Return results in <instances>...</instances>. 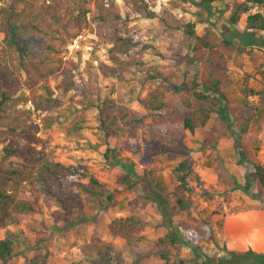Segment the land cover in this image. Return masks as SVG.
<instances>
[{
	"label": "trees",
	"instance_id": "1",
	"mask_svg": "<svg viewBox=\"0 0 264 264\" xmlns=\"http://www.w3.org/2000/svg\"><path fill=\"white\" fill-rule=\"evenodd\" d=\"M125 1L132 8L126 16L117 9L115 0H52L41 5L39 8L41 14L33 21H16L15 9L0 7L2 15L0 30L4 33L3 43L6 46V54L11 59L9 62L6 60L0 63V136L3 133L15 134L21 131L31 138V142L38 144H22L19 139H9L8 135L2 137L9 142L3 148L4 154L0 161V227L18 225L26 219H34L36 215L44 214L46 205L63 203L66 209L73 212V207L64 202L63 194L74 193L76 201L86 198L93 203L91 205L96 210L107 209L109 206L125 207L130 202L131 205L152 212L153 219H160L168 226V232L160 235L153 245L157 247L155 257L162 259L166 264H174L171 262V247H178L183 242L193 246V257L196 258L191 260L194 264H264L249 260L253 255L263 254L251 249L245 252L232 250L230 257L209 258L198 255L201 241L214 239L212 225L207 219H201L197 223V228H186L183 237L179 234L172 218L178 210L187 209L184 197L190 198L189 194L196 186L193 185L192 180L196 177V173H199L194 169L193 159L187 154V156L184 154L171 170L175 205L170 212L166 210L169 200L165 193L166 186L157 179V173L161 170L164 159H175L178 154L185 153L183 150L186 151V148L181 141L186 133L202 130L214 136L212 132L216 127H213L214 129L209 127L213 113L218 112L217 116L224 121L227 119L223 112H227L228 105L220 101L227 97L225 87L228 83L224 82L227 74L223 73L219 81L213 80L208 83L210 85H207V79L203 78L202 83L207 85L204 87L206 91L195 90L194 98L184 101L187 107L185 110L179 106L172 107L168 102L170 89L162 81L166 78L168 80V77L159 67H152V74L150 72L152 83L147 87L141 86L146 92L144 96L140 93L138 99L142 110L127 105L130 99L118 100L109 93H103L105 88L100 82L101 76L118 78L120 82H124L125 74L133 72L135 65L141 66L145 63L141 56L157 46L146 42L137 33L138 29L131 25L134 19H152L160 16L161 10L156 11L152 8L157 0ZM186 1L195 2V0ZM224 1L227 2L200 0L198 4L202 7L204 5L212 14L214 5ZM89 2L94 3V10L86 7ZM228 8H232L230 25L238 28L243 19L246 26L244 31H237L230 38L219 37L213 29H207L204 36H199L194 30L196 23L193 22L185 26L179 25L180 28H185V32L191 38L188 44L189 50H192L189 60H205L206 54L210 51L217 53L223 49L229 52L228 55L233 52L242 55L246 52L247 45L264 46V39L258 35V30H264V14L261 11L262 8L264 9V0H234L232 5L225 4V9ZM254 8H257V11L251 13ZM164 10L165 6H162V13ZM88 13H90L89 19ZM33 15L35 13H32ZM165 18L166 12L160 19L165 20ZM41 25H44L46 30L41 28ZM84 28H89L99 36L90 49L92 60L82 65L80 63L82 51L78 50V61L74 59L64 61L59 58V64L51 67L49 64L53 61L56 47L54 40L56 38L64 40L67 34H71L74 38L80 35ZM39 31L41 35L38 34ZM166 36L164 37L163 34V38ZM234 37L237 42L233 41ZM100 48H104L107 62L94 63L93 60L99 56L97 51ZM224 54L221 52L220 55ZM204 64L208 66L209 63H203V67ZM38 67L41 71L37 69ZM22 69L28 71L24 76L20 73ZM202 69L200 67V71H203ZM258 73V78L263 83L262 90L256 91L249 87V76L244 79L246 96H248L247 92L263 95L257 104L246 106L247 102H245L243 109L246 114L241 132L248 130L252 118L260 122L264 118V63ZM51 75L55 76L54 86L60 95L65 96L72 92L71 96H79L76 99L77 106L70 105L68 113L55 109L61 101L57 100L58 97L52 96L53 88L49 84ZM42 80L45 81L41 86L43 90L37 93L34 85ZM192 80L194 85L201 84L197 82L198 75ZM23 83L29 88L30 94L26 95L22 92L17 96L18 87ZM186 86L187 83L180 85L178 83L173 88L182 90ZM27 100L32 101L35 111L45 114L40 116L41 124L33 120L30 109L18 106L21 101ZM219 103H222L221 107L215 110ZM87 111L93 113L95 123L93 127L99 134L96 142L86 138L83 133L88 126L85 125ZM71 115L73 116L70 122H67ZM3 126H6L5 129H2ZM62 127L64 138L74 143L75 148H88L99 154L109 165L118 162L122 164L124 152H127L138 155L145 167H139L132 160L124 162L122 165L125 170L117 175L115 183L104 188L100 184L99 177L85 163L90 158L89 155L73 154L75 162H63L57 158L54 151L46 149L45 141L37 136V132L41 129L48 131ZM32 129L34 132L30 131ZM79 139H85L84 143ZM177 139L178 144L175 143ZM167 140L172 141V144L166 147L164 142ZM206 142L209 143L208 140ZM102 144L104 148L100 149ZM209 146L215 147V144L210 143ZM205 151H202L203 155L200 159L204 157ZM238 152V159H243V153L240 150ZM13 156L17 158L14 159ZM256 176L264 180V171L257 164ZM84 178H89V181L87 183L76 181ZM247 182L248 185L251 184L250 175H247ZM197 183L203 184L200 175L197 177ZM6 185L11 188H5ZM82 194H85V197ZM69 202L74 203V200L70 199ZM161 204L165 206L164 210ZM81 207L80 209L83 208ZM146 214L115 216L106 226L109 234L123 243V250L138 255V259L143 256L142 246L147 241L144 235L147 226ZM40 240L46 241V235L38 238L37 242ZM15 242L14 235L8 234L5 238H0V263L16 255ZM148 243L152 241L149 240ZM257 248L263 249L258 246ZM119 255L120 251L115 248L113 242L94 236L82 247V256L69 264H112ZM242 257L244 259L239 260ZM29 264H47V259L45 255H37L29 260Z\"/></svg>",
	"mask_w": 264,
	"mask_h": 264
},
{
	"label": "rangeland",
	"instance_id": "2",
	"mask_svg": "<svg viewBox=\"0 0 264 264\" xmlns=\"http://www.w3.org/2000/svg\"><path fill=\"white\" fill-rule=\"evenodd\" d=\"M51 1L0 0V7H5L9 10L15 9L16 21H33L40 16L39 8L41 5ZM115 1L117 9L123 16L132 11L131 6L125 0ZM199 1L157 0V3L152 8L156 11L161 10L160 16L152 19L139 18L132 20L131 25L135 29H138L137 33L146 42L156 44L157 46L153 49L151 48V52H147L141 56L142 61H145V63L141 66L135 65L133 72L125 74L126 80L124 82H120L118 78H105L101 76L100 82L105 88L103 93H109V95L118 100H121V98L130 99L127 105L136 110H142V105L138 99L140 98V93L144 96L146 92L143 91L144 89H141V86L145 85L147 87L152 83L150 77L152 67H159L162 73L168 77V80L166 78V80L162 81L170 89L168 102L172 107L179 106L185 110L187 107L184 101L186 99H193L195 90L206 91L204 87L210 85L208 83L213 81V77L207 78L208 74L211 72L213 74L214 68L210 67V63L206 70V73H209L205 74L203 71V75L207 79V85L202 83V78H198L197 80L198 83H201L200 85H194L192 78L196 77L198 73L200 74V66L198 62H189L192 50H189L188 44L191 38L185 32V28H180L179 25L185 26L187 23L193 22L196 23L194 30L197 35L204 36L207 29H213L222 38V29L224 30V27H226L225 25H227L230 15V8L225 9V4L232 5L234 0H226L227 2H219L214 5L215 7H220V9L217 8L216 10L220 14L215 16L211 15L208 8H205L204 5L203 7L199 6ZM162 6H165L163 13ZM86 7L93 9L94 3L89 2L86 4ZM164 12H166V18L165 20H161L160 18ZM32 13H35V15L32 16ZM89 15L90 13H88V19ZM0 16L2 15L0 14ZM131 16H134V14H131ZM213 19L216 20L214 21ZM243 22L245 23L244 20ZM244 26L243 24V26L239 27L245 29ZM173 27L176 29H172ZM228 27L230 28L229 34L231 35L239 31L236 26L228 25ZM41 28L46 30L44 25H41ZM227 28L225 30L228 32ZM80 33V35L74 38L71 34H67L64 40H60L59 38L54 40L56 47L54 48L53 61L49 64L51 67L59 64V58H62L64 61L69 59L78 61V50L82 51V58L80 60L82 65L92 60L91 48L88 47H93L94 41L99 39V36L96 32H91L89 28H84ZM3 34L0 30V63L11 60L8 54H6L7 50L3 43ZM38 34L41 35V32L39 31ZM163 34L164 37L166 34L168 35L166 38H163ZM97 53L99 56L96 60H93L94 63L99 61L107 62L104 48H100ZM222 53H225L224 55L229 54L227 50H223ZM224 55H221L222 58L219 61L214 57L215 55L212 54L211 56L214 57V62L219 65V63H227L226 56ZM211 56L209 57L211 58ZM235 59L230 60L234 66L232 67V64H229V62L227 67V75H230L231 78V84L229 86L227 84L225 87L227 97L220 100L224 101L222 103L228 105L227 112H223L227 119L224 121L217 116L218 112L213 113L209 121V127H216L215 129L213 128L212 132L214 136H210L207 131L202 130H197L195 133H186L185 138L181 141L183 147L186 148V151L183 150L185 153L178 154L175 159H164L161 170L157 173V179L162 181L166 186L165 193L169 199L166 210L168 209L170 212L175 205L173 196L174 181L170 176L171 170L184 154L193 159L194 169L200 174L196 173V177L192 180L193 185L196 186L194 191L189 194L190 198L184 197L187 209L178 210L177 214L173 216L172 222L183 237L186 228H197V223L201 219H207L212 225L214 239H203L200 244L201 250L199 249L197 253L200 256H208L209 258L230 257V251L234 250L228 247L232 239L241 238L246 240V236L249 239V242H246L248 249L255 251L253 248H257V246L264 249V180L256 176V164L264 171V118H262L261 122L252 118L248 130L244 132L240 131L245 120L246 111L243 109L245 108V102H247L246 106L257 104L263 95L249 94L247 92L248 96H246L244 79L246 76H249V87L256 91L262 90L263 83L258 78V70L263 62L256 58L252 61L253 63H249L248 57L243 54L236 56ZM229 65L231 66L229 67ZM223 68L225 67L223 66ZM37 69L41 71L40 67ZM221 69L219 67L217 71L219 72ZM26 72L28 71L25 69L20 71L22 76L27 74ZM49 77V84L53 88L52 96L58 97L57 100L61 101L55 109L68 113L70 105L72 107L77 106L78 102L76 99L79 96H71L73 95L72 92L65 96L60 95L54 86L56 83L55 76L51 75ZM44 83L45 81L42 80L34 85L37 93L42 92L43 88L41 86ZM178 83L179 85L187 83L188 86L183 87L182 90L173 88ZM18 89L17 96L21 95L22 92L26 95L30 94L29 88L24 83ZM222 103H219L215 110H218ZM18 106L23 109H30L33 120L41 124L40 116H44L45 114L35 111L31 100L21 101ZM86 115L87 121L85 125L87 124L88 126L83 133L86 138L96 142L97 135L99 134L97 129L93 127L95 124L93 113L92 111H87ZM72 116L67 119V122H70ZM5 127L3 126L2 129H5ZM62 129L63 127L61 129L53 128L48 131L41 129L37 132V136L45 141L46 149L54 151L57 154V158L63 162H75L73 154L89 155L90 158L85 163L99 177L100 184L104 188L115 183L117 175L125 170L122 165L124 162L127 163V161L132 160L139 167H145V164L138 155L127 152H124V162H121L122 164L118 162L109 165L101 159L99 154L94 153L92 150L88 148H75L74 143L64 138ZM30 131L34 132L33 129ZM5 135H8L9 139H19L22 144L38 145L36 142H31V138L21 131L15 134L3 133L0 136V161L4 154L3 148L9 142V140L2 139ZM207 140L209 143L206 142ZM79 141L84 143L85 139H79ZM175 141H177L175 143H179L178 139ZM210 143L215 144V147H210ZM169 144H172V141L167 140L164 142L166 147ZM103 148L104 145L102 144L100 149ZM238 150L243 153V159H238ZM202 151H205V153L204 157L200 159L201 155H203ZM13 158L16 159L17 157L13 156ZM198 175L201 176L202 185L197 183ZM247 175H250L251 184L249 185L247 184ZM76 181L87 183L89 178ZM5 188L10 189L11 187L6 185ZM63 195L64 202L73 207V212L66 209L63 203L60 205H46L44 214L36 215L34 219H26L18 225H10L5 228L0 227V238H5L10 234V236L14 235L16 240V255L0 264H29V260L37 255H45L47 264H69L82 256V247L94 236H100L104 241L113 242L115 248L120 251L119 258L112 264H166L162 259L155 257L157 247L153 245L157 242L160 235H165L168 232V226L161 222L160 219H153L152 212L140 209L136 205H131L130 202L125 207L109 206L107 209L96 210L91 205L93 203L89 200L87 201L86 198L82 201L78 199L76 201L74 193ZM82 196L85 197V194H82ZM70 199L74 200V203H70ZM77 206L79 208L76 209L75 207ZM81 206L84 210H82ZM161 207L163 210L165 209V206L162 204ZM133 213H147L145 216L147 226L144 230L147 241L143 243V256L139 259L138 255L125 252L122 248L123 243L118 239H114L106 230L107 224L113 217ZM35 227H38V229L36 230ZM44 235H46V241L42 242L40 240L37 242V239L42 238ZM149 240L152 243H148ZM170 250L172 263L194 264L191 260L192 258H196L195 256L193 257V246L183 242L178 247H171ZM245 251L241 250L239 252ZM244 257L239 260L244 259ZM249 260L264 262V252L263 254L251 256Z\"/></svg>",
	"mask_w": 264,
	"mask_h": 264
},
{
	"label": "crops",
	"instance_id": "3",
	"mask_svg": "<svg viewBox=\"0 0 264 264\" xmlns=\"http://www.w3.org/2000/svg\"><path fill=\"white\" fill-rule=\"evenodd\" d=\"M217 8H219L220 9V7H215L214 6V8H213V12H212V14L211 15H213V16H215V15H219L220 13H218V11L216 12V10H217ZM261 11H263V14H264V9H262ZM229 12H230V15H231V12H232V8H230V10H229ZM230 15H229V17H228V19L230 18ZM214 21L216 20V19H213ZM245 25V23L243 22V19L240 21V24H239V26H243V24ZM227 25H229L230 26V23H229V20H228V22H227ZM226 26V25H225ZM238 26V29H239V31H244L245 29H246V26H244V28L245 29H241L240 27ZM226 27H224V29H225ZM228 29V32L226 31V30H223L222 29V38H229L230 37V35L231 34H229L230 32H229V27L227 28ZM251 31L253 30V29H250ZM258 35L261 37V39H264V30H258ZM201 36V35H200ZM236 37H234L233 38V41L234 42H236ZM215 51H210L209 53H207L206 54V58H204L205 60H203V59H200V60H197V61H192L191 59L189 60V62L190 63H197L198 62V64H199V66L201 67V68H203L202 70L204 71V73L205 74H208V73H206V70H207V67L209 66V64H210V67L212 66V68H214V71H213V74H211V73H209V74H211V75H209L208 74V78H209V76H211V78H212V80H214L215 82H217V81H219V79H221V76H222V74L223 73H226L227 74V67H228V63L230 62V60L231 59H235V57L236 56H239V55H236L235 53H232V55H224V56H226V61H227V63H219V65H217V63H215L214 62V57L217 59V61H219L220 60V58H222L221 57V52H223V51H220V52H217V53H214ZM218 53H220V54H218ZM215 55L214 57H212L211 55ZM243 55H245V56H247L248 57V62L249 63H253L252 61L253 60H255L256 58L257 59H259V60H261V62H263L264 63V46H261V45H258V44H255V45H247L246 46V52H244V54ZM209 56H211V58L209 59ZM223 56V55H222ZM224 58V57H223ZM236 60V59H235ZM233 61V60H232ZM203 63H209L208 64V66H206L205 64H204V67H203ZM212 63H215V64H212ZM233 62H230L229 64H232ZM262 63V64H263ZM223 66L225 67V68H223ZM231 65H229V67H230ZM234 65L232 64V67H233ZM222 68L221 69V71H217V68ZM203 71H201L200 72V74H198V78H205L204 77V75H203ZM258 77H259V73H258ZM210 79V78H209ZM226 81V83H228V86L231 84V78H230V75L228 76L227 75V78L226 79H224V82ZM213 82V81H212ZM262 83V82H261ZM227 86V87H228ZM227 89V88H226ZM239 240V241H238ZM249 242V239H247V236H246V240H243V239H232V241H231V243H229L230 244V246H228V247H230V248H233L234 250H239V251H241V250H243V251H245V250H247L248 249V244L246 243V242ZM232 245V246H231ZM256 252H260V253H263L264 252V249H261V250H263V251H261L260 249H258V248H253ZM231 250V249H230ZM219 256H221V255H219Z\"/></svg>",
	"mask_w": 264,
	"mask_h": 264
},
{
	"label": "built area",
	"instance_id": "4",
	"mask_svg": "<svg viewBox=\"0 0 264 264\" xmlns=\"http://www.w3.org/2000/svg\"><path fill=\"white\" fill-rule=\"evenodd\" d=\"M255 11H256V8L252 9V10H251V13H253V12H255ZM76 43H77V41H76ZM76 45H77V44H76ZM88 48H91V47L89 46Z\"/></svg>",
	"mask_w": 264,
	"mask_h": 264
}]
</instances>
